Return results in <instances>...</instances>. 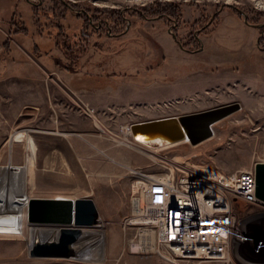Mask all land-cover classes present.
Here are the masks:
<instances>
[{"label":"rangeland","instance_id":"rangeland-1","mask_svg":"<svg viewBox=\"0 0 264 264\" xmlns=\"http://www.w3.org/2000/svg\"><path fill=\"white\" fill-rule=\"evenodd\" d=\"M6 41L0 163L9 161L11 133L29 129L38 144L29 195L99 196L100 222L83 232L103 229L106 242L101 260L33 257L31 227L55 225L30 223L26 208V233L0 235V264H178L155 247L132 246L144 226L125 229L137 218L138 171L162 175L183 162L234 174L264 161V104L256 100L264 95V0H0ZM231 102L241 108L198 144L143 148L128 131L135 122ZM62 131L70 133H56ZM74 135L85 138V158L69 145ZM28 154L26 141L14 143V163L25 165ZM236 213L245 230L264 239V203H239ZM254 254L247 263L264 264V246Z\"/></svg>","mask_w":264,"mask_h":264},{"label":"built area","instance_id":"built-area-1","mask_svg":"<svg viewBox=\"0 0 264 264\" xmlns=\"http://www.w3.org/2000/svg\"><path fill=\"white\" fill-rule=\"evenodd\" d=\"M87 110L93 115L96 111L89 106ZM129 134L136 142L132 130ZM202 170L178 165L162 175L138 171L132 206L139 220H127L125 229H130V223L144 224L137 229V237L154 228L155 250L171 262L239 264L238 245L249 244L255 253L264 246V239L246 232L236 213L239 203H263L257 196L255 165L234 174ZM136 204L139 213L134 210Z\"/></svg>","mask_w":264,"mask_h":264},{"label":"water","instance_id":"water-1","mask_svg":"<svg viewBox=\"0 0 264 264\" xmlns=\"http://www.w3.org/2000/svg\"><path fill=\"white\" fill-rule=\"evenodd\" d=\"M241 108L240 102H231L204 110L180 115L159 117L132 124L135 137L163 138L169 143L189 140L198 144L214 135V124ZM257 196L264 202V161L255 165ZM30 223L60 224V236L53 241H37L30 247L33 257H64L76 255L75 242L82 235L83 227L100 222V211L92 197H40L34 196L28 205Z\"/></svg>","mask_w":264,"mask_h":264},{"label":"bare ground","instance_id":"bare-ground-1","mask_svg":"<svg viewBox=\"0 0 264 264\" xmlns=\"http://www.w3.org/2000/svg\"><path fill=\"white\" fill-rule=\"evenodd\" d=\"M256 100H258V103L264 104V95H258ZM261 112L263 113V117H264V107H262ZM130 130H132V127L129 129V132ZM53 132L55 133V131ZM56 133H62L66 135L68 132L62 131ZM135 139L136 142L134 143L137 144L138 147H143V148L145 147V145L153 146L156 144L158 146H172L179 143H183V141L178 143H169L160 137L148 140L141 136H137L135 137ZM21 141H26L29 152L25 165L16 164L12 160L14 143ZM185 141H189V140H185ZM7 147L10 154L9 161L6 164L0 163V235L1 234L23 235L24 233H26L24 228L26 208L28 209L30 199L32 198V196H30L29 193L31 189L35 186L34 178H35V170L37 163L38 144L35 137L30 133V130L26 128L12 132L11 136L7 141ZM1 156L2 155L0 154V158ZM182 163L183 162H178V164H180L179 166H186V167L188 166L187 164L184 165ZM200 169L208 170L206 168H200ZM68 198H72V197H68ZM135 212L139 213L138 205L137 207L135 206ZM132 220H133L132 222H138L139 219L134 218ZM49 224L55 225L56 227L55 226L43 227L36 225L31 227L29 231L30 247H32L37 241H53L59 238L61 233V228L63 226L54 223H49ZM53 237L54 239H50ZM142 238L141 241H139L138 243L132 242V246L134 248L141 247V248H151V249H154L155 247L156 249L157 243H155L156 235L154 228H149V230L146 229L143 230ZM105 242H106V238L103 235V229L84 230L83 235H81L77 240V242H75L74 244L76 255L73 256V258L94 259V260L104 259ZM94 248H98L96 249L98 251L94 252L96 251Z\"/></svg>","mask_w":264,"mask_h":264},{"label":"crops","instance_id":"crops-1","mask_svg":"<svg viewBox=\"0 0 264 264\" xmlns=\"http://www.w3.org/2000/svg\"><path fill=\"white\" fill-rule=\"evenodd\" d=\"M5 51L8 52L9 51V47L8 48L5 47V42L3 44H1V42H0V69L3 67V63H2L3 62V59H2L3 57H2V55L4 54ZM69 133L70 132H68L66 134V136ZM83 140L85 141V138H83L80 135H76V136L74 135V136L69 138V145L73 148L74 152L76 153V156L81 157V158H85L86 157V156H84L86 154L84 152V150L86 148V144L84 143ZM66 156H67V154H66ZM87 157H88V155H87ZM82 196H91V197H93L94 200L96 201L97 205H98V208L99 209L101 208V206H100V202H101L100 200L101 199H100L99 196H94L93 194L82 195ZM78 197H81V196H78ZM72 198H76V197H72ZM121 209H123V208H121ZM246 232L257 235V233L249 232L247 230H246ZM243 250L246 251V252H244ZM252 251H253V253H252ZM237 252H238V256H239L238 258H240V260L242 262L240 260L239 261L241 263H243V264H248L247 262H252L253 261L252 257L255 256V254H254L255 252L253 250V247L251 245H249V244H240V245H238L236 247L235 253H237Z\"/></svg>","mask_w":264,"mask_h":264},{"label":"trees","instance_id":"trees-1","mask_svg":"<svg viewBox=\"0 0 264 264\" xmlns=\"http://www.w3.org/2000/svg\"><path fill=\"white\" fill-rule=\"evenodd\" d=\"M99 12L101 13L102 17L104 16V14H111V13H109V11L107 12V11H104V10H101V11H99ZM163 12L166 13V12H168V10L166 9V10H164ZM163 12H162V13H163ZM112 13L116 14V13H117V10H113ZM168 13H169V12H168ZM169 14H170V13H169ZM169 17L172 18V17H173L172 14H170ZM86 31H87V30H83V36H84L85 38H89V37H88V34H89V33H87ZM9 46H10L9 41H6V42H5V47L8 48ZM35 48H36V51H37V50H40L41 47H40V45L37 44V45L35 46Z\"/></svg>","mask_w":264,"mask_h":264}]
</instances>
